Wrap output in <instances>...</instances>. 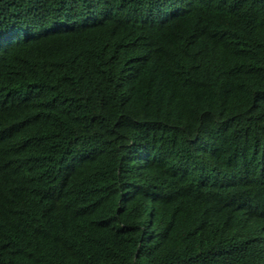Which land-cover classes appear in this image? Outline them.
I'll use <instances>...</instances> for the list:
<instances>
[{"label":"trees","instance_id":"1","mask_svg":"<svg viewBox=\"0 0 264 264\" xmlns=\"http://www.w3.org/2000/svg\"><path fill=\"white\" fill-rule=\"evenodd\" d=\"M0 264H264V0H0Z\"/></svg>","mask_w":264,"mask_h":264}]
</instances>
